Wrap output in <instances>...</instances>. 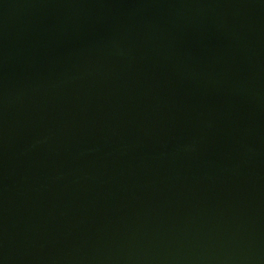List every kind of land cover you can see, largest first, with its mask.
I'll list each match as a JSON object with an SVG mask.
<instances>
[{
  "label": "water",
  "instance_id": "obj_1",
  "mask_svg": "<svg viewBox=\"0 0 264 264\" xmlns=\"http://www.w3.org/2000/svg\"><path fill=\"white\" fill-rule=\"evenodd\" d=\"M0 264H264V0H0Z\"/></svg>",
  "mask_w": 264,
  "mask_h": 264
}]
</instances>
